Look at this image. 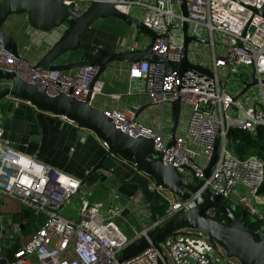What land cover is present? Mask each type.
<instances>
[{"label":"built area","instance_id":"obj_1","mask_svg":"<svg viewBox=\"0 0 264 264\" xmlns=\"http://www.w3.org/2000/svg\"><path fill=\"white\" fill-rule=\"evenodd\" d=\"M59 1L79 17L94 0ZM186 1L188 34L204 41L190 42L189 59L211 69L213 77L193 70L181 75L169 63L179 66L185 56V18L178 0L114 1L119 10L138 17L162 36L152 50L164 61L130 63L128 77L132 85L128 94L138 88L162 115L167 111L172 113L173 102L180 99L182 105L190 107L185 131H177L175 143L169 146V126L163 120L156 130L136 120L135 113L129 110L105 111L122 131L135 137L152 138L163 153V161L175 166L184 177L190 178L188 174L193 171L202 188L235 205L252 204L257 210H264V198L258 195L264 182V160L257 154L241 158L230 137L231 129L255 136L258 128L264 126V16L249 8H262L264 0ZM63 29H55L50 36L57 40ZM121 47L139 49L136 43L130 45L126 40ZM34 64L26 55L19 52L16 56L0 44V68L15 72L50 95L66 93L85 100L92 91L93 99L104 85L102 80L94 82L98 72L94 66L77 71H38ZM253 72L258 84L240 94L245 82H252ZM232 76L240 79L241 87L235 83L230 88ZM0 86L1 89L8 87L9 82L0 80ZM256 86L261 88L260 94H250ZM121 97L113 95L116 99ZM13 101L15 106L23 102L15 98ZM4 119L0 103V264H159L160 259L163 264H215L211 253L217 247L206 233L185 230L166 237L161 243L171 262L155 245L119 261L123 249L153 227L141 230L130 227L132 234H127L118 224L125 210L134 204V198L122 203L119 191L112 189L105 200L94 199V192L84 189L82 179L43 162L35 154L17 149L2 133ZM218 136L219 157L206 177L205 169ZM238 186L248 195H239ZM154 192L169 202L165 214L158 218L160 223L202 202L200 191L188 200H181L154 183ZM5 196L11 199H2ZM13 201L22 204L36 218L27 223L16 210H4ZM206 215L215 218L217 211L210 208ZM21 224L25 225L24 230ZM29 225L35 228L25 234ZM18 247L21 249L17 250Z\"/></svg>","mask_w":264,"mask_h":264},{"label":"water","instance_id":"obj_2","mask_svg":"<svg viewBox=\"0 0 264 264\" xmlns=\"http://www.w3.org/2000/svg\"><path fill=\"white\" fill-rule=\"evenodd\" d=\"M115 0H94L79 17L69 12L67 7L59 0H1L0 1V44L14 55H19L18 41L4 30L8 19L14 15H26L30 27L37 35L51 34L57 28H64L63 33L53 43L45 55L34 64L38 71H77L86 67H97L98 72L94 82L101 79L114 62L134 63L140 61H164V58L153 52L155 41L162 37L148 27L138 17L119 10ZM184 16V50L185 56L179 66L169 61L170 65L185 74L193 70L201 75L214 76V72L201 64L192 63L189 59V44L191 41L204 42L188 34L189 15L187 1L178 0ZM238 1V0H237ZM264 16V5L260 9L249 7ZM114 17L126 23L129 27L138 29L151 36V43L141 49L109 51L99 48V54L93 59H82L73 62H62L61 56L68 52H75L81 48L82 38L88 30L99 20ZM252 82H245V87L240 94L245 93L250 87L258 84L255 72L252 73ZM0 80L9 82V86L0 89V102L8 97L27 101L36 109L50 113L56 117L67 118L81 129L79 134L84 137L88 132L106 145V153L88 172L82 184L87 182L88 176L99 170H109L106 160L109 156L116 155L126 162L133 164L138 172L150 176L156 187H162L181 200H188L192 194L201 192L202 202L195 207L184 210L163 223H160L155 210V198L146 205L151 211L153 227L141 237L133 240L123 249L119 261L127 260L146 250L152 245L157 246L161 255V243L166 237L181 230H198L216 242L218 249L223 251L222 258L218 259L216 253H211L215 264H227L228 259H237L240 264H264V226L254 228L245 223V218L250 216L252 222L259 221L250 210L244 209L239 215L235 211L237 206L223 204L219 195L213 194L208 188H202V182L191 171L190 178L184 177L175 166L163 161V153L155 146L152 138L146 136H131L116 126L107 112L92 104V91L85 100L77 99L66 93L50 95L41 91L34 83L19 77L13 71L0 68ZM264 83V81H263ZM141 110L135 119L137 120ZM182 114V102L177 99L172 104V129L168 145L175 143L176 134ZM87 130V131H86ZM220 137H217L215 148L205 176L209 177L211 170L219 157ZM214 208L224 217L219 221L216 217L206 215V210ZM24 230L25 225L21 224ZM18 247L17 250H20ZM165 258V257H164ZM159 264H163L159 260Z\"/></svg>","mask_w":264,"mask_h":264},{"label":"crops","instance_id":"obj_3","mask_svg":"<svg viewBox=\"0 0 264 264\" xmlns=\"http://www.w3.org/2000/svg\"><path fill=\"white\" fill-rule=\"evenodd\" d=\"M16 18L21 20L22 25H16L18 28L8 30L6 23L4 30L18 41L20 53L26 55L33 63H36L50 49L56 38L55 36H50V34H35L28 23L26 15L11 16L7 22L10 24L11 20H17ZM102 20L113 22L120 30V34L108 33V30L103 28L105 32H100L104 33L103 39L105 40H102L98 45L93 44L91 46L88 42L85 51H83L82 46L75 52H68L62 55L60 58L62 62L88 59V57L90 58L93 55L94 51L99 54V48L123 51L121 47L123 40H126L130 45H135L136 43V47L139 49L145 48L151 43L147 44V41L139 42L138 29L129 27L120 19L110 17L97 22ZM95 24L92 28H94ZM78 52L81 53L79 59H72L73 53L78 54ZM210 64L211 60L208 65ZM128 69V63H112L101 76L100 80L104 82V85L101 92L96 93L92 99V104L103 110L112 108L129 110L134 112L135 115L141 110L138 117L141 123L159 130L163 120L169 126L170 138V131L173 126L172 113L167 111L165 115L161 114L160 121L157 119L148 121L150 116L147 112L152 110L159 111V108L151 105L147 95L140 93L138 88L132 90L134 91L132 94H128L132 85L128 77ZM134 86L137 87L138 84ZM118 94L122 95L120 99L113 98V95ZM0 103L5 116L2 133L12 141L17 149L29 155L35 154L43 162L51 164L79 179H85L90 169L98 163L107 151L104 143L95 134L86 130L88 135L84 137L79 134L81 129L76 123H69L63 117H56L50 113L40 111L27 101L15 106L13 97L5 98ZM183 113L187 116L186 118L182 117V120L180 118L179 133L185 131L189 115V111L186 112L182 105ZM106 164L110 169L99 170L88 176L84 189L92 190L94 192L93 198L96 200H105L112 189L119 191L122 203H128L130 198L133 197L134 204H130V208H127L123 214L124 218L120 220L127 228L125 230L121 228L127 234H132L130 227L138 230L150 228L153 222L151 211L146 203L147 201L150 202L155 194V182L153 179L144 173L138 172L133 164L124 161L116 155L109 156ZM237 192H241L243 194L241 196L248 195L242 186L237 187ZM2 199L11 198L5 196ZM249 208L252 211L254 210L256 217L258 215L261 219H264L263 209L259 211L252 204Z\"/></svg>","mask_w":264,"mask_h":264},{"label":"rangeland","instance_id":"obj_4","mask_svg":"<svg viewBox=\"0 0 264 264\" xmlns=\"http://www.w3.org/2000/svg\"><path fill=\"white\" fill-rule=\"evenodd\" d=\"M16 19L17 20H14V19L11 20V23L10 24H9V22H7V24H6L7 27L6 28L8 30H12V29L18 28L16 25H22L21 20L19 18H16ZM103 28L107 29L108 30V33H113L115 35H119L120 34V30L117 28V26L114 25L113 22H108V21H103V20L100 21V22H97L95 24L94 28L89 32L90 34L87 35L86 38H85V40H84V43L85 44L83 45V49H84L83 51H85V48H86L88 42H89V44L91 46L93 44H95V45L97 44L98 45L102 40H105V39H103L104 38V33L100 32V31L105 32L103 30ZM99 29H102V30H99ZM138 41L139 42L147 41V44H149L151 42V36H149L147 34H144L141 31H139V39H138ZM200 44H201V46H204V43H200ZM80 54H81L80 52L78 54L77 53H73L72 59L77 58V60H78ZM92 54H93L92 56H96V55H98V52L97 51H94ZM30 62H32V61H30ZM249 70H251V68H249ZM235 83L237 85H239V87H241V81H240V79L237 76H232V81L230 82V88H231V85L232 84H235ZM232 92L235 94V90H232ZM260 92H261V88L259 86H256L253 89H251L250 94L255 93L256 95H259ZM183 108L187 112V111H189V108L190 107L187 104H184L183 105ZM147 113L150 116V117H148V121H151L152 119H157L158 121H160V118H161V111H160V109H159V111L158 110H152V111H148ZM186 116L187 115L183 113L182 116H181V120H182V117H185L186 118ZM188 175L191 176V173L189 172ZM238 194L239 195H243L241 192L240 193L238 192ZM4 210H7L8 212L9 211L10 212H13V210H16V212H19L20 214H23L24 212L25 213L27 212L26 214L29 217L33 216V219L36 218L34 216V214L32 215V213H30L29 211H27L26 208L22 204H20L19 202H17V201H13L12 203L7 204V206L4 207ZM20 218H22V217H20ZM118 224L124 230H125V228H127V226H125L122 221H120ZM33 228H34L33 226L29 225L28 228L25 230V234L30 233ZM185 231H187V232L189 231V232H191L193 234H198L200 232L198 230H185ZM163 251H164V254L168 257L169 261L171 262V259H170L169 255H168V251L165 248L163 249ZM215 253H216L217 257L223 259L222 254H221V253H223V251H221V249H218L217 248V250H215ZM228 261H229L230 264H240V262L237 259H234V258L228 259Z\"/></svg>","mask_w":264,"mask_h":264},{"label":"trees","instance_id":"obj_5","mask_svg":"<svg viewBox=\"0 0 264 264\" xmlns=\"http://www.w3.org/2000/svg\"><path fill=\"white\" fill-rule=\"evenodd\" d=\"M92 29L93 28L91 27L88 30V32L85 34V36L82 38L81 47L85 44L84 40H85L86 36L90 34L89 32ZM105 49H107V48H105ZM109 51H112V50H109ZM96 56H91L88 59H93ZM230 137L233 140L234 149L236 150V152L238 153V155L241 158H245V157H247V156H249L251 154H257L264 160V126H261V127L258 128L257 134L255 136H253L252 134H250V133H248L246 131H241V130H238V129H231ZM258 195H260V196H262L264 198V182H263L262 186L260 187V189L258 191ZM153 198H155L156 214H157L158 217H162L165 214L167 208L169 207V202L164 197H162L159 194H154ZM221 200H222L223 204H225V205L235 206V204L231 203V201H229L227 199L222 198ZM237 207L238 208L235 211L236 215H239L242 210L247 209L246 207L241 208L239 205ZM26 213L24 212L23 214H20V216L22 218H25L27 220V223H31L33 221V216L29 217ZM32 215H33V213H32ZM216 218L219 221H223L224 220V217L222 215H220L219 213L216 216ZM245 223L246 224H251L254 228H259L260 226H264V219L252 222V218L250 216H247L245 218ZM34 228H35V226H34ZM213 243L218 248V245L216 244V242L213 241Z\"/></svg>","mask_w":264,"mask_h":264},{"label":"flooded vegetation","instance_id":"obj_6","mask_svg":"<svg viewBox=\"0 0 264 264\" xmlns=\"http://www.w3.org/2000/svg\"><path fill=\"white\" fill-rule=\"evenodd\" d=\"M239 206H240L241 208L246 207L248 210H250L252 213H254V212L252 211L251 208H249V207H247V206H245V205H244V206H243V205H239ZM216 211H217V210H216ZM217 215H218V212H217ZM217 215H216V216H217ZM254 216H256L255 213H254ZM257 217H259V216L257 215ZM258 219L261 220L260 217H259ZM262 220H263V219H262Z\"/></svg>","mask_w":264,"mask_h":264}]
</instances>
